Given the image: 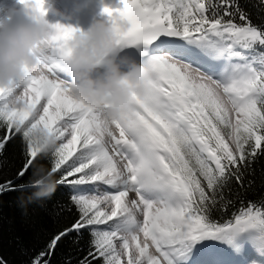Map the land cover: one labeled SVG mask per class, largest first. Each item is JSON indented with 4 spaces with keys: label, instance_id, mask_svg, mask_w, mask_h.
I'll return each mask as SVG.
<instances>
[{
    "label": "snow or ice",
    "instance_id": "6c2138e0",
    "mask_svg": "<svg viewBox=\"0 0 264 264\" xmlns=\"http://www.w3.org/2000/svg\"><path fill=\"white\" fill-rule=\"evenodd\" d=\"M20 2L46 32L36 65L0 89V155L19 136L24 159L0 193L29 187L15 180L50 153L52 173L64 169L58 185L73 193L53 214L79 213L31 264H51L60 243L79 245L86 229L89 250L77 264H264V198L212 219L252 187L264 154V24L239 0H113L102 8L111 52L147 72L129 110L110 120L71 95L64 62L86 34L49 23L46 0ZM253 6L264 11V0ZM88 185L111 190L82 193Z\"/></svg>",
    "mask_w": 264,
    "mask_h": 264
},
{
    "label": "clouds",
    "instance_id": "9594fccd",
    "mask_svg": "<svg viewBox=\"0 0 264 264\" xmlns=\"http://www.w3.org/2000/svg\"><path fill=\"white\" fill-rule=\"evenodd\" d=\"M45 32V19L34 12L5 13L0 24V89L19 84L25 69L36 65L34 49ZM112 40L111 25L104 19L94 20L86 37L73 43L64 67L73 97L102 109L107 119L118 120L129 110L130 94L142 85L147 69L131 58L110 56ZM100 62L103 71L97 70ZM32 177L27 185L35 191L21 198V207L50 198L58 185L54 173L44 165H37Z\"/></svg>",
    "mask_w": 264,
    "mask_h": 264
},
{
    "label": "trees",
    "instance_id": "16d2710c",
    "mask_svg": "<svg viewBox=\"0 0 264 264\" xmlns=\"http://www.w3.org/2000/svg\"><path fill=\"white\" fill-rule=\"evenodd\" d=\"M259 0H239L240 7L249 13V18L253 24H264V11L254 7V3ZM237 22H239L237 18ZM3 136V130H0V137ZM51 154L49 153L43 159L38 158L33 169L24 176L23 180H15L16 184L25 183L32 179V173L37 165H44L51 168ZM24 162L21 156V140L16 136L4 148L0 155V183H6L14 180L18 170ZM254 175L250 177L254 181L251 188L242 192L241 197L236 199V203L230 205L226 212L213 211L212 219L224 222L230 218L233 212H238L240 200L247 206L248 201L259 202L264 198V154L256 158L252 165ZM64 169L55 173L56 179H59ZM232 187L235 189V185ZM84 186L80 189L83 193ZM35 191L34 188L26 187L23 190L8 191L0 193V258L7 264H31V260L44 247L49 235L57 229L74 221L79 213L73 206L71 213L64 212L60 216L53 213L58 204H68L72 190L67 186L57 185L54 194L42 201H33L26 207H21V198H27ZM91 237L89 230H83L79 245L71 243V237L65 239L56 248L51 257V264H65L66 258L71 257L72 264L83 258L89 250V241ZM93 264H102L101 260H94Z\"/></svg>",
    "mask_w": 264,
    "mask_h": 264
},
{
    "label": "rangeland",
    "instance_id": "374dc122",
    "mask_svg": "<svg viewBox=\"0 0 264 264\" xmlns=\"http://www.w3.org/2000/svg\"><path fill=\"white\" fill-rule=\"evenodd\" d=\"M8 6L11 7L12 0H7ZM20 2V0H16ZM113 0H46L47 14L46 20L49 23L60 22L59 18L64 20L63 24H69L79 29L81 32L87 34L91 23L96 19H104L107 22V17L103 14L102 8L105 5H109ZM68 3V4H67ZM5 7L1 10V14L12 11L11 8ZM8 8V9H7ZM10 10V11H9ZM53 13H56L57 17H52ZM61 23V22H60ZM110 56L116 57L115 53L110 52ZM98 71H103V62L97 65ZM95 74V73H94ZM84 194H99L104 191H110L111 189L104 185L98 187L88 185L84 186ZM131 198H134V194H129ZM119 246V242H117Z\"/></svg>",
    "mask_w": 264,
    "mask_h": 264
},
{
    "label": "bare ground",
    "instance_id": "6f19581e",
    "mask_svg": "<svg viewBox=\"0 0 264 264\" xmlns=\"http://www.w3.org/2000/svg\"><path fill=\"white\" fill-rule=\"evenodd\" d=\"M8 3L7 0H0V24L3 23V18H4V15L1 14V10L5 7V5ZM9 4H11V7L8 6L7 4V7H9V9L11 8L12 11H15V10H25L26 11V8L21 4V2H18L16 0H12L11 3L9 2ZM68 4V3H67ZM8 9V8H7ZM10 11V10H9ZM11 12V11H10ZM52 17H57L56 13H53ZM59 18V17H57ZM61 21V23L64 22V20L62 18H59ZM131 198V197H130Z\"/></svg>",
    "mask_w": 264,
    "mask_h": 264
}]
</instances>
